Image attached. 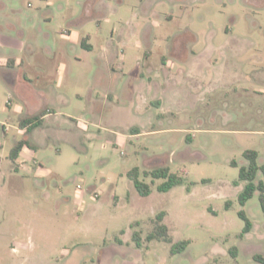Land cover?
Instances as JSON below:
<instances>
[{
    "label": "rangeland",
    "instance_id": "374dc122",
    "mask_svg": "<svg viewBox=\"0 0 264 264\" xmlns=\"http://www.w3.org/2000/svg\"><path fill=\"white\" fill-rule=\"evenodd\" d=\"M92 5L82 28L99 31L89 41L93 50L78 46L66 57L44 53ZM0 33L14 38L10 45L0 39L3 52L11 50L25 63H52L49 82L68 100L64 114H38L31 120L39 123L24 134L20 111L25 114L26 96L42 85L26 81L18 66L13 84L0 82V264H264L252 257L264 256L259 192L243 206L238 201L243 151L255 150L264 163V0H0ZM176 35L196 52L212 47L199 71L184 80L185 108L161 117L150 104L125 109L131 104L124 91L125 42L139 40L158 67ZM131 56L133 67L138 53ZM59 62L67 64L63 75L56 71ZM148 76L133 80L143 78L146 85ZM137 88L143 98L153 95ZM92 98L93 113L87 110ZM25 139L36 145L37 162L15 169L9 149ZM158 166L185 182L158 191L164 179L149 174ZM133 168L150 186L148 196L134 188L128 176ZM259 180L264 184L260 172ZM241 209L252 222L245 234ZM160 211L172 242L190 240L182 252L171 254V243L145 239ZM134 231L141 247L132 240ZM233 246L237 253L229 251Z\"/></svg>",
    "mask_w": 264,
    "mask_h": 264
},
{
    "label": "crops",
    "instance_id": "0c3cea01",
    "mask_svg": "<svg viewBox=\"0 0 264 264\" xmlns=\"http://www.w3.org/2000/svg\"><path fill=\"white\" fill-rule=\"evenodd\" d=\"M95 10L101 4H95ZM93 5L91 8H87L86 14L82 19L79 17H75L72 19L70 26L67 30H61L59 34V38L54 40L56 44L54 47H50L49 45L44 46V53L49 56H56L58 53L59 56H65L68 51H73L75 48L80 46L81 50L92 51L93 44L89 41H92L94 37L99 35V31H95L94 34H90L83 30V26L85 23H88L91 20V11H93ZM101 12H98V14ZM105 21H109L108 18H105ZM98 27L101 28V20L98 19ZM80 32V33H79ZM75 33L77 35H75ZM80 34V35H79ZM23 35V32H22ZM190 38L193 40L197 39V36L190 33ZM47 39L51 37L50 34L46 33ZM80 37V42L77 44L75 41ZM169 37V36H168ZM74 38V40H73ZM0 39L5 41L8 45L11 44L14 38L6 37L3 33H0ZM20 42V41H19ZM124 43V42H123ZM128 43V44H127ZM127 44V48L130 51V55L126 56L123 54L122 59V67L124 72L129 79L125 81L124 91L125 94L130 96V106H124L125 109L132 110L135 105L133 103H138V106H144L147 104L154 105L157 109L160 110L159 117L164 116L166 114H173L175 112L181 111L184 106L188 103L187 100L183 99L184 95H189V91L185 90V82L184 80L190 78V73L192 70H197L201 68V63H203V55L207 53V51L211 50V46L205 47L204 51L196 52L192 43L186 42V38L182 35L172 36L171 43L168 48V56L166 53L161 52L160 59L162 61V66L151 65L149 62V58L152 55V51H147V49L143 50L142 44L139 40L125 42ZM20 50H22L23 45L19 44ZM111 45H108L107 50V60L110 61L112 56L111 53L108 52ZM25 48V47H24ZM4 48L0 47V66L3 67L2 79H0L1 84H13V80H15V76L12 72V69L15 66L22 67V77L26 81H33L36 79L42 86L39 89L33 88L31 93L26 96L27 104L26 112L21 110L22 116L19 121V128L23 130L24 134L27 133L31 124L24 122V120L37 116L38 114H42V117L51 116L52 114H64L65 112L60 109H64V107L68 102L67 98L53 89L52 85L49 82V78L51 77V71L54 69V65L52 63L46 61L45 58L42 59L38 64H32L30 62L24 61V59L15 55V52H3ZM25 50V49H24ZM27 53L29 55H33L35 49L31 44H27ZM136 57V65L132 67L131 61L133 56ZM146 63L144 64L143 61ZM79 59V58H78ZM67 67L65 62H59L57 65L56 71L58 74L63 75L64 70ZM140 67V68H139ZM139 68V69H138ZM142 75H149V83L144 85L143 78L137 81H134L133 78ZM152 75V76H151ZM139 82V83H138ZM143 85V87H147L150 91L153 92V95L150 98H143L140 92L135 89L137 87ZM111 96V93H107V98ZM95 102L96 100L92 98L91 105L87 106V110L91 113L95 111ZM136 130V129H135ZM138 131V130H136ZM156 131H163L162 129ZM33 132V131H32ZM31 132V133H32ZM139 133V132H138ZM24 139V138H23ZM27 141V139H25ZM19 141V140H18ZM28 142V141H27ZM16 143V142H15ZM13 144L11 148L14 146ZM9 149V153L10 150ZM31 152V153H29ZM8 153V157H9ZM36 155V145L32 142L27 145L24 144L21 150L19 151L18 157L15 160V169H18L19 166H22L24 163H27L29 159H32L33 162H37L35 159ZM1 171V170H0Z\"/></svg>",
    "mask_w": 264,
    "mask_h": 264
},
{
    "label": "trees",
    "instance_id": "16d2710c",
    "mask_svg": "<svg viewBox=\"0 0 264 264\" xmlns=\"http://www.w3.org/2000/svg\"><path fill=\"white\" fill-rule=\"evenodd\" d=\"M43 114H41L42 116ZM34 118V117H33ZM35 118H37L35 116ZM32 118L24 120V122L31 124V126H35L39 123V119L32 121ZM30 126V127H31ZM24 144H28L26 140H19L15 143V145L11 148L9 153V158L15 162L18 157L19 151L23 147ZM243 156L247 160V163L239 168V180L244 181V187L238 194V201L240 205H244L246 201L251 198L255 191L259 192V201L261 205V209L264 215V184L262 180L256 181L257 175L260 172L264 177V163H258V154L255 150L247 149L243 151ZM231 163H234L232 161ZM1 170V169H0ZM148 171H143V174L146 175ZM149 174L152 178H163L164 181L157 186V190L160 192L169 191L176 185L183 184L185 182V177L179 175L178 173L171 172L166 166H158L151 171ZM128 176L133 182V186L136 191L141 196H148L151 193L150 186L144 182L140 181L138 178L140 176V171L138 168H133L128 172ZM229 205V202L226 203V206ZM239 217L244 221V227L242 229V234L249 232L252 228V222L249 217L246 215L243 209L238 212ZM165 216L164 211H160L156 213L154 218V224L151 231L147 233L145 239L147 241L158 239L165 242L171 243L170 253L175 254L182 252L185 250L187 245L190 243L189 239L186 240H178L172 242L171 236L168 234V228L163 223V219ZM132 240L134 241L137 247H141L142 245V237L139 231H134L132 233ZM231 253H237L236 247H231L229 249ZM253 259L260 263H264V256L258 253L253 254Z\"/></svg>",
    "mask_w": 264,
    "mask_h": 264
},
{
    "label": "built area",
    "instance_id": "2783aa9c",
    "mask_svg": "<svg viewBox=\"0 0 264 264\" xmlns=\"http://www.w3.org/2000/svg\"><path fill=\"white\" fill-rule=\"evenodd\" d=\"M4 130H6L7 129V127L6 126H4V128H3ZM78 187H80L79 185H78ZM96 197V195L94 196V198Z\"/></svg>",
    "mask_w": 264,
    "mask_h": 264
}]
</instances>
